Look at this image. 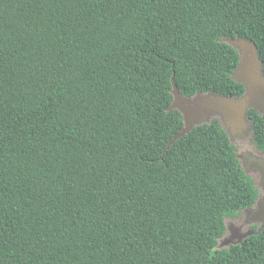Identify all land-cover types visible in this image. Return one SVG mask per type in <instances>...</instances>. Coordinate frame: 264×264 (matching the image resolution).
I'll use <instances>...</instances> for the list:
<instances>
[{
	"label": "trees",
	"instance_id": "16d2710c",
	"mask_svg": "<svg viewBox=\"0 0 264 264\" xmlns=\"http://www.w3.org/2000/svg\"><path fill=\"white\" fill-rule=\"evenodd\" d=\"M264 77V0H0V264H264V227L216 248L258 189L217 118ZM264 152V113L245 111Z\"/></svg>",
	"mask_w": 264,
	"mask_h": 264
},
{
	"label": "rangeland",
	"instance_id": "374dc122",
	"mask_svg": "<svg viewBox=\"0 0 264 264\" xmlns=\"http://www.w3.org/2000/svg\"><path fill=\"white\" fill-rule=\"evenodd\" d=\"M225 41L239 51V65L233 77L246 86L242 98L225 99V97L215 94L197 93L189 99V97L177 95L175 89L172 90V107L182 113L184 120V126L177 137L197 124L217 118L228 132L244 171L253 179L258 189V197L252 207L242 210L236 218L225 219L226 231L218 239L216 248H225L231 244L240 243L243 238L257 233L264 227V186H262L264 152L258 150L252 142L251 125L245 113L234 112L226 108V106H239L241 101L249 96L264 99V94L258 89H256L258 94L253 95L251 90L254 88L246 84L245 81L246 68H252L256 72L257 69H260V65L252 43L240 38L225 39Z\"/></svg>",
	"mask_w": 264,
	"mask_h": 264
},
{
	"label": "water",
	"instance_id": "95a60500",
	"mask_svg": "<svg viewBox=\"0 0 264 264\" xmlns=\"http://www.w3.org/2000/svg\"><path fill=\"white\" fill-rule=\"evenodd\" d=\"M252 46H253L255 53H256L255 45L252 44ZM239 59H240V57H239ZM259 70H260V78L257 77L256 72L252 68H246V70H245V81H246V84H248L250 87H252L254 89H258L259 91H261L264 94V77L261 73V68ZM172 88H174L176 90V92L179 93L174 84H173ZM189 98H191V97H189ZM249 107H254L258 110L259 113H264V99H258L256 97L249 96V97H246L245 99H243V101H241L240 105L237 107L226 106V108L230 109L231 111L238 112V113H245L246 109H248ZM175 138H177V135L173 139H175Z\"/></svg>",
	"mask_w": 264,
	"mask_h": 264
},
{
	"label": "bare ground",
	"instance_id": "6f19581e",
	"mask_svg": "<svg viewBox=\"0 0 264 264\" xmlns=\"http://www.w3.org/2000/svg\"><path fill=\"white\" fill-rule=\"evenodd\" d=\"M256 75H257V77H259L260 78V70L259 69H257L256 70ZM174 88H172L171 90H173ZM176 91V90H175ZM174 91V92H175ZM251 93L253 94V95H257L258 94V92H257V90L256 89H254V90H251ZM179 93H177V95H178ZM207 94V93H206ZM189 99H191V98H189ZM225 99H229V98H225ZM230 113V112H229ZM184 121V120H183Z\"/></svg>",
	"mask_w": 264,
	"mask_h": 264
},
{
	"label": "snow or ice",
	"instance_id": "6c2138e0",
	"mask_svg": "<svg viewBox=\"0 0 264 264\" xmlns=\"http://www.w3.org/2000/svg\"><path fill=\"white\" fill-rule=\"evenodd\" d=\"M262 186H264V181H262Z\"/></svg>",
	"mask_w": 264,
	"mask_h": 264
}]
</instances>
